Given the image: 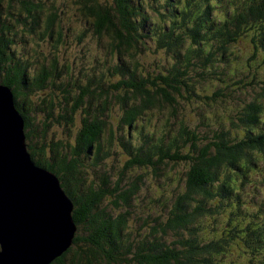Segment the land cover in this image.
<instances>
[{"label":"trees","instance_id":"1","mask_svg":"<svg viewBox=\"0 0 264 264\" xmlns=\"http://www.w3.org/2000/svg\"><path fill=\"white\" fill-rule=\"evenodd\" d=\"M46 1L0 0V85L14 93L34 162L59 178L75 204L73 244L51 264H222L234 242L264 248V237L251 225L233 226L229 236L230 226L222 222L228 217L222 211L231 210L252 176L264 181V80L212 82L211 93L195 82L220 61L236 62L235 68L256 64L251 68L264 74L255 55L238 52L243 37L264 47V0L222 26L209 24L207 0H181L183 6L159 0L154 7L163 18L167 4L172 24L149 35L141 0H72L87 20L78 41L88 33L106 40L115 60L106 77L104 69L75 77L56 52L45 54L67 37L54 7L60 0L53 6ZM145 39L169 56L159 63L164 66L154 65V73L138 61ZM19 40L26 41L28 55L20 52ZM195 86L199 96L207 92L209 104L195 95ZM199 102L211 116L198 117ZM214 104H223L222 110L215 112ZM224 109L232 111L226 122ZM108 157L114 166L104 164ZM251 213L242 210L244 217ZM231 215L240 216L238 206Z\"/></svg>","mask_w":264,"mask_h":264},{"label":"water","instance_id":"2","mask_svg":"<svg viewBox=\"0 0 264 264\" xmlns=\"http://www.w3.org/2000/svg\"><path fill=\"white\" fill-rule=\"evenodd\" d=\"M74 202L28 151L25 121L0 85V264H51L72 246Z\"/></svg>","mask_w":264,"mask_h":264},{"label":"rangeland","instance_id":"3","mask_svg":"<svg viewBox=\"0 0 264 264\" xmlns=\"http://www.w3.org/2000/svg\"><path fill=\"white\" fill-rule=\"evenodd\" d=\"M109 2V4H112V1L110 0H102L101 3L104 4V2ZM145 7H147L149 12L148 22H146V26L143 29V32L146 31L148 35L150 34L151 29H155L156 26H166L170 22V18L168 14L165 15L163 13V18L158 11L156 7V1L159 0H141ZM164 1V4L166 3V0ZM168 3V2H167ZM46 6H53L52 0L46 1ZM20 4L17 2L16 9H19ZM167 5V4H166ZM166 5H164V10L166 9ZM57 10L59 9L60 14H62V23L63 27L66 30V39L61 43L56 51L52 49L51 47L47 46L45 49V54L48 56V52L51 54H54L56 52V56L58 59V62L61 66H64L65 64H70L73 66V75L75 77L80 73L82 74L84 72H94V70H103L104 69V75L108 74V76H111L108 68H113V64L115 63V60L112 59L111 55L108 54L106 50V40H99V38H95L93 34H86L84 40L82 42L78 41V35L80 32L86 27L87 20L84 18L82 11H81V5H76L75 2L72 0H60L58 1L57 6H54ZM154 7V9H153ZM47 12L43 13V17L45 16ZM155 27V28H154ZM16 31L19 30V28H15ZM169 30V28H168ZM245 42L240 45V48H238V52L242 51H249V46L247 41L249 40L247 37L244 38ZM143 41V40H142ZM26 42V41H23ZM22 41H18L20 47V52L27 51L25 55H28V48ZM32 42V39L30 40ZM35 43V42H34ZM145 47L142 48L143 54L138 58V61L140 65L142 66V69L145 71V69L148 70V73H154L156 72V67L154 65L159 64L160 62H164L166 58H168V54L165 50L161 48L154 47V42L149 41L148 39L144 40ZM49 47V48H48ZM233 46H230L229 49H231ZM254 46L252 45L251 48V54L255 55L257 57L256 62L261 63L259 61V57H261L259 50H254ZM19 50V49H18ZM44 51L43 48H40L38 52ZM237 54V53H235ZM50 57V56H48ZM220 58V57H217ZM127 60V58H125ZM125 60V63L127 62ZM171 63V61H170ZM161 67L164 66L162 64H159ZM170 65V64H169ZM236 62H233L230 64H225L224 62H215L212 64L214 69H217L218 71H215L210 68L208 70L205 68L202 70V74H207L208 77L205 75L204 77H201L202 79H197L195 82H201L206 90H210V93L212 92L211 83L212 82H229L233 83L234 85H242L243 83H247L249 81L253 83H257L256 81H262L263 77L260 75V70L258 68H251L252 66H256V64H237L235 68ZM263 65V64H262ZM169 68L167 65H165L164 70ZM194 71L197 69V66L193 68ZM91 70V71H90ZM93 70V71H92ZM113 70V69H112ZM209 71H214L216 76H209ZM159 72V71H158ZM198 70L195 71V74H198ZM205 74H204V73ZM211 72V73H212ZM217 72L220 74L218 75ZM94 74V73H93ZM116 79H118L117 75H114ZM249 76L250 80H246V77ZM108 80L110 78L108 77ZM202 86V87H203ZM252 86V85H251ZM195 88V95L197 97L203 98V101L205 103L209 104L210 102L207 100L209 97H207V92H203L200 94V96L197 94L198 87ZM216 89V87H213V91ZM184 96H189V90L184 89ZM187 93V94H186ZM47 94V93H43ZM196 98V97H195ZM207 98V99H206ZM214 100V98H213ZM215 101V100H214ZM221 101V100H220ZM181 102V101H180ZM248 101L246 100L245 103ZM199 111H198V117L204 118L211 116V110L210 107L207 105H204L203 102L196 103ZM223 105V104H222ZM222 105L218 108L216 104L211 105L213 110L219 111L222 110ZM243 105H240L242 107ZM239 107V108H240ZM178 108V106H177ZM183 107L181 110L183 111ZM225 116L223 117V121L226 122L229 117L232 115V111H225ZM117 118L113 116L111 118V121L114 123L117 122ZM79 121V118L77 119ZM160 121V120H159ZM161 122V121H160ZM149 130L148 128H146ZM62 130L57 129L56 132L58 136H62ZM118 136V134L116 135ZM119 139V137H117ZM117 145L118 140L115 142ZM106 166H114L116 161L114 157H108L105 161H103ZM103 164V163H102ZM103 164V165H104ZM257 177L251 178L249 181L250 185H245L240 190V202L238 204H230L231 210L229 212L222 211L223 213L227 214L228 217H225L222 219V222L224 221V225L230 226V234H233V224L235 225L238 222L237 218H232L231 211H235L238 205V212L240 213V222H249L254 221L253 223L257 226V230L264 234V181L259 182ZM254 182V183H253ZM258 200L261 204H254L253 200ZM243 208L250 209L252 213L249 217H244L242 215ZM208 230H212V228H209ZM243 232V231H242ZM236 240V239H235ZM237 241V240H236ZM262 251L261 245H256L253 249H250L246 247L245 244L238 242H234L233 244H230L227 248V253H224L225 261L222 264H264V251ZM223 258H221L220 261H222Z\"/></svg>","mask_w":264,"mask_h":264},{"label":"bare ground","instance_id":"4","mask_svg":"<svg viewBox=\"0 0 264 264\" xmlns=\"http://www.w3.org/2000/svg\"><path fill=\"white\" fill-rule=\"evenodd\" d=\"M244 2L246 3V2H247V0H244ZM137 16H138V15H137ZM234 231H235V232H237V229H234Z\"/></svg>","mask_w":264,"mask_h":264}]
</instances>
